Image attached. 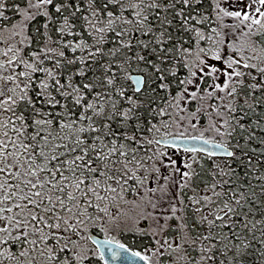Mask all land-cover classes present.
Instances as JSON below:
<instances>
[{
    "label": "trees",
    "instance_id": "16d2710c",
    "mask_svg": "<svg viewBox=\"0 0 264 264\" xmlns=\"http://www.w3.org/2000/svg\"><path fill=\"white\" fill-rule=\"evenodd\" d=\"M161 1L162 7L151 9L156 5L152 0H48L28 22L26 43L17 33L21 46L6 69L11 84L21 83L15 87L22 97L6 110L15 127L6 132L5 146L0 140V174L6 175V154L23 155L26 170L41 169L47 187L26 200L15 189L23 187L18 178L0 181V204L7 202L9 215L27 208L30 213L49 211L44 208L54 207L65 196L71 201L68 192L73 187L75 205L79 208L84 202L94 211L96 189L113 181L106 177L109 169L114 172L113 161L139 151L130 145L138 142L129 134L149 133L160 122V104L186 75L188 52L217 40L219 13L231 17L216 8L222 0ZM19 5L21 0H0V23L6 21L3 27L11 34L21 24ZM255 35L261 41V35ZM236 71L235 85L247 92L227 93L231 106L225 129L230 137L225 144L232 156L202 160L216 170L215 187L224 185L223 203L215 211L229 210L216 230H203L201 247L210 264H264V65ZM148 72L155 82L148 85L146 80L136 93L130 75L139 73L146 79ZM206 85L202 80V87ZM221 95L215 91L216 99ZM104 190L101 194L107 196ZM233 200L243 209L232 210ZM31 221L43 228L38 217ZM211 238L218 244L208 252ZM7 245L19 249L0 236V248ZM227 246L236 247V253L224 252Z\"/></svg>",
    "mask_w": 264,
    "mask_h": 264
},
{
    "label": "rangeland",
    "instance_id": "374dc122",
    "mask_svg": "<svg viewBox=\"0 0 264 264\" xmlns=\"http://www.w3.org/2000/svg\"><path fill=\"white\" fill-rule=\"evenodd\" d=\"M3 1L10 2V0ZM47 1L21 0L22 6L19 5V22L21 24H17L19 28L17 31L12 30L13 34L10 33L8 27H3L4 24L7 25L6 21L0 23V41H2L0 42V133L1 129L3 132L0 140L2 146H5V141L8 138L6 132L13 131L15 127V124L9 121L6 110L22 97L15 87L20 88L21 83H10L6 64L12 53L16 54L17 49H20L21 45L16 41L17 33L23 36L24 40L26 39V43V26L39 11L45 9L44 4ZM152 1H155L156 5L152 6L151 9H155L156 6H163L161 0ZM216 8L231 17L226 18L219 13L218 15L222 16V19L221 23L217 24V40L197 45L190 54L188 52L186 75L182 77L181 82L177 83L176 91L172 94L168 93L165 96L166 100L160 104L159 120L164 131L168 129V131H180V133H198L212 138V140L219 138L221 143L225 144L230 137L229 131L225 129L228 109L231 106L226 100L229 96L227 93L228 90L233 91V89L240 91V88L235 85L239 73L236 68L242 71L245 68L258 70L264 65V0H222L217 3ZM13 12H17V9ZM257 32L258 35H261V41L256 40L255 33ZM145 77L148 85H153L155 79L149 72ZM204 79L207 82L205 88L202 87V80ZM162 83L164 82L162 81ZM215 91L216 94L217 91L222 93L220 97L217 96V99L215 98ZM240 92L244 93L247 90L244 89V92ZM158 128L161 127L156 129ZM128 148L129 146L126 147V149ZM141 150L139 149L138 155L144 152ZM148 153L150 155L146 158L145 164L146 168L151 170V174L142 180L145 182L144 184L148 182L145 185L146 188L141 190L135 186L129 189L108 180L96 189L97 195L93 200L95 203L94 211H90L89 205L84 202L79 208L75 205L76 187L71 188L68 192V195L72 197L71 201L70 199L65 200V196L54 207L51 205L44 208L49 209V211L30 213L27 208L14 217L6 211H2L3 207L0 204V236L6 237L10 245L14 243L19 248L17 251H13L12 246L9 245L0 248V264H51V254L58 247L68 244L72 238L81 239L80 230L85 228L84 225L87 223L98 224L105 219L104 215L107 218L101 227L109 230L119 224L120 220H124L126 223L130 217L139 211V208L151 209V211H158L159 213H162L163 209L165 212H169V219L176 216L181 218L186 209L185 205L195 203L190 207H197L195 201L198 198H200L199 204H202L198 217L203 221L211 218V216H216L220 211L225 214L229 210L220 207L221 210L215 211L216 206L223 203L220 198L222 199L223 196L224 185L215 187L216 170H211L208 167V162L204 163L202 158L196 161L191 154L172 157V154L166 152V157L162 160L165 161L163 166L161 162L155 160L161 159L163 154H158L155 158V153L150 150ZM182 157H184L182 163L177 165L176 163H179ZM2 160L6 168V175L4 178L0 174L1 184H6L8 177L18 178L20 186H23L22 190L19 186L15 188L19 191L18 197L20 199L27 200L46 192L45 187L47 186L42 184L41 169L27 171L25 156L14 155L10 157L6 154ZM214 166H217L218 169L221 163L218 162ZM109 172L106 177L114 180L116 174L111 169ZM193 173H197V176H191ZM132 174L135 178H144V173L140 171H132ZM130 176L131 173L127 174V177ZM183 187L189 188L193 194L188 192L184 194L185 188ZM122 188H126L127 191L124 193ZM104 189L109 191L107 196L101 194L105 191ZM238 202V200L231 202L232 210L243 209V205ZM32 203H37V201ZM104 203L107 205H103ZM180 209H184V211L176 214L175 210ZM246 209L248 210V206ZM197 212L199 210H193L189 213L188 215H191L189 219H193V213ZM37 217L39 218L38 223L43 224L42 229L35 227V223L31 221ZM248 229L249 226L247 225L246 241L252 237L248 234ZM201 230L202 228L199 231L202 232ZM183 239L185 244H190L193 238L184 235ZM202 239L198 236L194 240L200 241V252L194 254L196 258H184L183 254L178 253L179 258L175 259L177 262L175 264H210L207 262L209 255L206 256L201 247L204 246ZM217 244V241L213 244L211 238L208 252H212L213 245L217 246ZM224 252L233 255L236 253V247L227 246ZM171 260L173 261V258ZM171 263L169 262V264Z\"/></svg>",
    "mask_w": 264,
    "mask_h": 264
},
{
    "label": "flooded vegetation",
    "instance_id": "af4514ba",
    "mask_svg": "<svg viewBox=\"0 0 264 264\" xmlns=\"http://www.w3.org/2000/svg\"><path fill=\"white\" fill-rule=\"evenodd\" d=\"M161 123L155 122L152 126L153 129L149 133H131L129 137L137 140L138 143L133 141L130 144L134 150L142 149L144 151L141 154H137L139 151H136L132 154H127L126 156L118 155L113 161L114 172L116 174L114 182L116 185L121 187H128L129 189L133 187H139L141 190L146 188L145 182L142 181L151 174V170L146 168V158L150 155L149 150L155 153L154 157L157 158L158 154L161 155V159H155L157 162H161L164 166L165 161H162L166 157V152L172 154L173 156L179 157L186 154H191L195 157L196 161H199L201 158H210L208 156L202 155L197 152L186 151L180 148L166 147L160 140H165L168 137L174 136H192L200 135L198 133H180V131H164V128L160 126ZM157 127H161L156 129ZM168 128V127H166ZM156 129V130H155ZM155 130V131H154ZM209 138L207 136H203ZM212 139V138H209ZM138 156V157H136ZM184 157L181 158L177 165L182 163ZM217 160V159H216ZM175 164V165H176ZM174 165V163H173ZM172 165V166H173ZM196 165V164H194ZM132 171H140L144 173V178L138 179L135 178L132 174ZM156 171V170H154ZM131 173L130 177H127V174ZM196 175L197 173H193ZM204 185V184H202ZM185 188V187H183ZM188 190V191H186ZM122 191L125 193L126 188H122ZM190 192L189 188H185L183 193ZM200 198L197 202V207H190L195 203L185 205V212L179 216L168 218L169 212H165L162 209V213L158 211L146 210L139 208V211L136 212L129 220L124 223V220H120L112 229H103L101 227L102 223L105 221L107 216L104 215V220L102 222L96 223H87L84 225V229L80 230L82 238L77 240L72 238L68 244L59 247L54 253L51 254V264H104L100 249L92 241L94 237L101 239V241H106L108 243H114L122 249H126L130 252H133L140 257H142L148 264H175L178 253L183 254L184 258L191 259L192 254L196 252L199 246L194 241L201 231L205 230H216L217 223L222 224L221 222L224 219V213L218 212L217 215L211 216L209 219L204 221L198 217L201 211V205L199 204ZM103 205H107L104 203ZM193 210H199L197 213H193V219H189L191 215H188ZM184 209L175 210L176 214ZM183 224V225H182ZM228 225V223H226ZM189 235L192 239L190 244H185L183 236ZM171 256V258H170ZM173 258V261L171 260ZM32 264V263H29Z\"/></svg>",
    "mask_w": 264,
    "mask_h": 264
},
{
    "label": "water",
    "instance_id": "95a60500",
    "mask_svg": "<svg viewBox=\"0 0 264 264\" xmlns=\"http://www.w3.org/2000/svg\"><path fill=\"white\" fill-rule=\"evenodd\" d=\"M130 80L132 81L136 92L142 89L144 78L140 74H132ZM162 143L167 146H175L189 151H198L213 157L229 158L232 155L230 147L197 136L169 137L166 140H162ZM92 241L100 249L104 264H148L137 254L122 249L115 244H109L96 237H94Z\"/></svg>",
    "mask_w": 264,
    "mask_h": 264
},
{
    "label": "bare ground",
    "instance_id": "6f19581e",
    "mask_svg": "<svg viewBox=\"0 0 264 264\" xmlns=\"http://www.w3.org/2000/svg\"><path fill=\"white\" fill-rule=\"evenodd\" d=\"M142 76V75H141ZM143 77V76H142ZM144 78V77H143ZM203 183V182H202Z\"/></svg>",
    "mask_w": 264,
    "mask_h": 264
}]
</instances>
